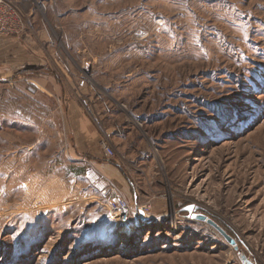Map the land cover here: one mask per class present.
Masks as SVG:
<instances>
[{
    "label": "rangeland",
    "instance_id": "374dc122",
    "mask_svg": "<svg viewBox=\"0 0 264 264\" xmlns=\"http://www.w3.org/2000/svg\"><path fill=\"white\" fill-rule=\"evenodd\" d=\"M28 3L0 39V264H264V0ZM99 164L141 219L112 217Z\"/></svg>",
    "mask_w": 264,
    "mask_h": 264
},
{
    "label": "built area",
    "instance_id": "2783aa9c",
    "mask_svg": "<svg viewBox=\"0 0 264 264\" xmlns=\"http://www.w3.org/2000/svg\"><path fill=\"white\" fill-rule=\"evenodd\" d=\"M34 5H45L53 0H31ZM15 0H0V39L16 38L23 36L28 28L27 17ZM101 148L110 158H115V152L110 142L106 139L101 141ZM104 176H96L95 181L99 184L101 198L106 202V206L112 217L119 225L131 222L132 218L141 219L140 213L133 211V206L120 193L118 188L109 182ZM139 209V208H138Z\"/></svg>",
    "mask_w": 264,
    "mask_h": 264
},
{
    "label": "crops",
    "instance_id": "0c3cea01",
    "mask_svg": "<svg viewBox=\"0 0 264 264\" xmlns=\"http://www.w3.org/2000/svg\"><path fill=\"white\" fill-rule=\"evenodd\" d=\"M15 2L23 6L24 9H27V7H30L28 0H15ZM9 39H12V38H9ZM15 41L16 39L14 40L13 43H10V45H17V44L19 45L18 41L16 42ZM9 42H12V40H9ZM72 114H73V118H75V121L72 122V125L75 130L74 133L76 135V141L78 142L76 146L79 149L80 148L83 149L85 141L90 137L89 136V122L87 121V118L85 117V115L79 109H76V111L74 110ZM72 114H71V117H72ZM90 135L92 136L91 132H90ZM99 168L104 170V173H105L104 178L107 179L109 182L113 183L118 189L121 187L126 194L128 193L127 189H129L128 194L133 192L134 186L129 183V181L124 177V175L121 173L119 169H117L118 171H110L108 168L104 167L102 164H99Z\"/></svg>",
    "mask_w": 264,
    "mask_h": 264
},
{
    "label": "water",
    "instance_id": "95a60500",
    "mask_svg": "<svg viewBox=\"0 0 264 264\" xmlns=\"http://www.w3.org/2000/svg\"><path fill=\"white\" fill-rule=\"evenodd\" d=\"M185 212H188L190 214V217H192L196 221H201L209 224L211 227H213L217 232L233 247L238 249V243L237 241L232 238L217 222H215L213 219H211L209 216L201 213V208L192 204L189 205L184 209ZM240 258L243 264H255L249 257L240 254Z\"/></svg>",
    "mask_w": 264,
    "mask_h": 264
},
{
    "label": "trees",
    "instance_id": "16d2710c",
    "mask_svg": "<svg viewBox=\"0 0 264 264\" xmlns=\"http://www.w3.org/2000/svg\"><path fill=\"white\" fill-rule=\"evenodd\" d=\"M112 165H115V163H111ZM121 172H123L122 174L124 175V177L129 181V183L131 185H133L132 181L127 177V174L125 173L124 170H122L121 168L119 169ZM142 221V220H141ZM143 223V222H142ZM219 224V223H218ZM140 225V224H139ZM220 225V224H219ZM221 226V225H220ZM222 227V226H221ZM232 238H234L236 241L237 239L235 238V236L233 235V233H231V231H228L227 229H225L224 227H222Z\"/></svg>",
    "mask_w": 264,
    "mask_h": 264
}]
</instances>
